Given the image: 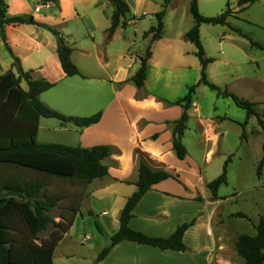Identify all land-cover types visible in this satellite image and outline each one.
Wrapping results in <instances>:
<instances>
[{
	"label": "crops",
	"instance_id": "obj_1",
	"mask_svg": "<svg viewBox=\"0 0 264 264\" xmlns=\"http://www.w3.org/2000/svg\"><path fill=\"white\" fill-rule=\"evenodd\" d=\"M3 1L7 6L6 17L31 16L37 24L58 31L72 49L71 60L79 76L66 77L63 73L56 41L50 32L23 24L4 26L5 43L0 37V77L12 71V57L16 58L22 70L30 72L33 80L53 84L50 90L39 96L41 103L49 109L67 117L86 118L101 114L96 124L82 129L41 118L36 136L38 143L83 149L107 146L111 150L102 161L107 175L93 180L84 189L79 213L53 251V264H70L76 258L83 261L89 251L83 245L95 239L93 232L84 233L87 222L94 226L96 220L101 230L100 238H106L103 245L95 242L100 245L98 250L101 252L110 245V237L119 230L120 212L137 190V151L143 154L152 171L161 170L172 177L153 185L142 196L128 226L148 237L165 238L183 223L193 221L182 237L186 251H161L122 241L97 264H231L227 256L237 254L235 246L231 250L226 242L220 209L222 201L235 199L237 194L221 197L219 188L218 199L213 200L207 186L219 176L218 171L207 177L213 157L233 158L236 154L223 149L229 133L225 123L239 124L234 117L236 113L229 106L231 100L217 97L216 101L222 99L223 107L228 109L221 111L216 107L213 109L215 117H210L203 110L198 85L186 111V129L181 137L187 152L185 158L178 159L172 148L173 123L183 113L182 107L173 103L183 98L188 88L197 84L200 78L195 48L185 39L193 20L187 15L180 17L175 1L167 0L162 36L152 43L144 86L138 89L130 80L138 71L139 59L150 43L151 36L144 38L143 34L155 25L154 15L162 9L165 0H123L129 8L127 27L117 28L110 38H107V31L113 7L107 0H57L47 4L39 0ZM188 4L189 0L186 9ZM253 8L260 12L256 16L264 18V0H257L237 16L245 15ZM166 19L169 22L176 20L168 35ZM140 24L144 26L139 28ZM199 38L203 47L200 28ZM185 42L189 43L188 46ZM203 50L205 57L211 59L205 47ZM259 61L263 64L257 66L258 75L251 79L264 78V55ZM210 64L205 70L208 81L232 93L230 83H218L213 79ZM21 88L26 90L24 82ZM255 132L260 134V131ZM243 141L247 145L249 138L245 137ZM263 145L264 141L261 150ZM261 158L262 154L256 166ZM228 183L227 168L226 184L222 186ZM246 190L262 193L264 180L240 192ZM89 212L93 216H89ZM237 213L244 214L237 211L229 215ZM79 220L80 231L76 226ZM78 245L81 248L76 250ZM98 254H91L92 264Z\"/></svg>",
	"mask_w": 264,
	"mask_h": 264
},
{
	"label": "trees",
	"instance_id": "obj_2",
	"mask_svg": "<svg viewBox=\"0 0 264 264\" xmlns=\"http://www.w3.org/2000/svg\"><path fill=\"white\" fill-rule=\"evenodd\" d=\"M43 4L57 0H39ZM113 7L111 25L107 31L110 38L117 28L127 27L129 8L123 0H107ZM257 0H237L238 10L244 11ZM167 0L162 9L154 15L155 25L151 26L143 37L151 36L150 43L144 55L139 59L140 65L136 74L131 78V83L138 89L143 88L148 62L151 58L152 43L159 40L163 31V17ZM3 0H0V37L5 43V25H35L50 32L56 41V53L61 69L66 77L79 76V72L71 60V47L65 42L63 36L56 30L37 24L31 16L6 17ZM188 11L193 20V26L185 34V39L195 48V57L200 64V78L197 84L188 88L186 95L174 102L173 105L181 106L183 113L178 121L173 123L172 148L180 160L186 156V149L181 143V137L186 129L187 113L198 85H203L215 92L217 97L228 98L239 109L246 113V120L241 124L244 137V128L250 118H255L261 129L264 139V115L258 114L255 104L241 99L225 88H220L208 81L205 70L213 60L206 58L199 38L201 25L226 26L232 33L248 40L251 48L263 50V47L250 40L240 29L232 27L228 19L234 15L228 3L225 9L217 16L205 17L198 10V0H189ZM11 69L0 77V264H53L52 255L58 243L71 228L79 213L80 203L84 189L95 179L107 175V168L102 164L103 159L111 154L107 146H95L90 149L68 147L60 144L38 143L37 129L41 118L54 119L62 124H71L78 129L89 127L100 120V113L86 118L67 117L55 112L39 100V96L50 90L53 84L43 80H33L30 72H24L19 60L12 57ZM26 84V90L21 88V83ZM138 159L137 190L126 201L119 216V230L110 237V245L104 248L97 256L94 264L102 261L113 246L128 241L138 245L149 246L161 251L185 252L182 243L185 231L193 225V221L183 223L168 237L152 238L141 232L129 228L128 223L132 212L142 196L151 187L172 176L164 171H152L143 154L136 152ZM228 157L220 175L208 183L212 199L216 200L218 189L226 184ZM264 165V145L262 158L256 166V177H261ZM47 180L79 185L80 193L74 199L72 196H46L43 190L47 187ZM66 201V205L60 204ZM54 209L61 211L59 222L51 216ZM62 213L66 214V219ZM89 216H93L91 212ZM235 218L246 219L241 213L233 215ZM94 226L101 233L98 222ZM52 227L47 239H40L39 235ZM29 240L39 241V246L29 249ZM236 254L244 264H264V214L255 226L253 236L240 235L235 243Z\"/></svg>",
	"mask_w": 264,
	"mask_h": 264
},
{
	"label": "rangeland",
	"instance_id": "obj_3",
	"mask_svg": "<svg viewBox=\"0 0 264 264\" xmlns=\"http://www.w3.org/2000/svg\"><path fill=\"white\" fill-rule=\"evenodd\" d=\"M174 1L178 15L180 17L187 15V18L192 19L188 9H186V2L188 0ZM227 3L229 9L234 12V15L228 19V23L232 27L240 29L241 32L253 42L259 43L263 47V50L251 48L247 39L232 33L226 26L201 25L200 32L203 40V47H205L208 55H211L210 58L213 60L210 64L212 77L218 83H230V88L233 91L232 93L241 99L253 102L258 114L264 115V78L257 80L251 79L258 75L257 66L263 64L262 61L258 62V59L264 55V18L256 16V13H260L256 8L251 9L249 12L245 13V15H242V13L241 16H237L238 13H235L238 10L237 0H199L198 10L200 14L205 17H214L225 9ZM166 22L168 23V28L166 30V34L168 35L169 31H172V28L175 26L176 20L169 22V19H166ZM144 24H140L139 28L144 26ZM188 44L189 43L185 42V46H188ZM13 71L15 70L13 69ZM239 76L244 79L236 78ZM216 100L217 96L215 92L200 85V102L202 103L206 115L215 117L213 115V109L216 107L221 111L228 109L223 107L224 104L222 105L221 102L224 101H222V99ZM228 102L231 110L236 113L234 117H237L236 119H238L237 121L239 124L237 123L235 126L225 123L229 133L226 147H223V149L231 150L232 153L236 152V154L233 158L232 156H228L231 158L227 165L229 183L226 186L220 187L219 196L230 197L231 193L237 194L235 199L222 201L220 209L222 221L225 224V239L232 250L235 246V238L243 234L248 236H253L255 234V224L258 222L259 216L264 213V191L262 193L249 190L240 192L243 188L250 189L252 186L258 185L261 180H264V165L261 170V178L258 179L256 177V162L258 157L262 154L260 145L263 143L264 139L255 118L249 119L244 128V137L241 136V124L246 120V113L244 110L237 108L231 101ZM255 131H260V134L257 135ZM245 137L249 138L247 145H245L243 141ZM228 157L223 155L214 156L209 166L207 177L211 176L214 172L218 173V171V175H220L223 168L222 166H224ZM81 190L82 187L77 184L71 185L47 180V187L43 190V194L50 197L66 196L69 198L72 196V198L75 199L78 194L74 192L80 193ZM66 203L67 202L64 201L60 204L66 205ZM237 211L244 213L246 219H235L233 216L234 214L229 215ZM51 216L56 222H59L61 211L59 209H54L51 212ZM62 216L66 219V214L62 213ZM78 222L79 225L77 224L76 226L80 231V228H82L81 221L79 220ZM91 224L89 222L84 224V233L93 232V236L95 235V239L92 242L88 241L83 245V248L87 247L89 251H86L83 261L77 260L76 258L71 261L70 264H92L90 260L91 254L94 256L100 252L98 247L103 245L102 243L105 242L106 238H100L98 230H95V227ZM52 230V227H48L47 230L39 235V238L43 240L47 239ZM95 242L100 245H96ZM39 244V241L29 240L27 242L29 249L36 248ZM75 248L77 250L81 248V246L78 245ZM227 258L231 264H244L243 260L238 255H234L233 257L230 255L227 256ZM56 264H58V262Z\"/></svg>",
	"mask_w": 264,
	"mask_h": 264
}]
</instances>
